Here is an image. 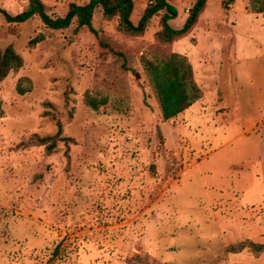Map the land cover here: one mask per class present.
Returning <instances> with one entry per match:
<instances>
[{
	"label": "rangeland",
	"instance_id": "rangeland-1",
	"mask_svg": "<svg viewBox=\"0 0 264 264\" xmlns=\"http://www.w3.org/2000/svg\"><path fill=\"white\" fill-rule=\"evenodd\" d=\"M41 1L56 17L90 0ZM134 1L137 24L148 1ZM170 1L181 27L195 0ZM208 3L218 20L173 42L157 36L161 15L130 35L102 8L96 33L0 14V54L23 58L0 81V264H264L250 246L230 250L264 244V12L236 0L260 16L239 12L237 29L223 13L234 0ZM28 6L0 0L13 15ZM171 51L204 95L165 120L144 64ZM59 123L48 151L39 138Z\"/></svg>",
	"mask_w": 264,
	"mask_h": 264
},
{
	"label": "trees",
	"instance_id": "trees-1",
	"mask_svg": "<svg viewBox=\"0 0 264 264\" xmlns=\"http://www.w3.org/2000/svg\"><path fill=\"white\" fill-rule=\"evenodd\" d=\"M147 1V7L137 24L131 19L135 7L134 0H90L84 4L71 3L64 16L56 17L47 12L46 5L41 0H29L28 8L15 15L3 7H0V14H3L9 22L17 23L25 22L38 15L45 24L53 29L68 28L77 22V29L88 28L96 33L97 30L94 28L92 20L96 9L102 8L106 18L119 16V29L130 35L144 33L152 17L161 15L162 30L157 33V36L161 41L173 42L187 36L196 26L208 0H195L181 27H174L171 24V20L177 18L179 10L170 0ZM252 4L255 12H264V0H252ZM144 65L165 120L175 117L203 97V89L195 78L193 64L187 55L173 51L162 53L156 60H146ZM22 66V56L12 46H9L4 53L0 54V81L6 78L11 71H17ZM18 89L20 93H25L23 87L19 86ZM88 102L95 109L99 106V103L94 99L90 98ZM3 112L4 109L0 102V117ZM61 130L62 126L59 123L58 133L54 136L39 138V143L45 144L48 151H53L60 139ZM248 246L252 247L255 252H264L263 243H247V241L232 245L230 250L240 252Z\"/></svg>",
	"mask_w": 264,
	"mask_h": 264
},
{
	"label": "crops",
	"instance_id": "crops-1",
	"mask_svg": "<svg viewBox=\"0 0 264 264\" xmlns=\"http://www.w3.org/2000/svg\"><path fill=\"white\" fill-rule=\"evenodd\" d=\"M234 5H233V7L232 6H229L228 5V7H231V8H228L227 10H226V12H224L223 10V13H225V15H227V16H229V17H231V18H235V19H237V21H238V26H237V29H240L241 27H243V25H245L246 24V22L247 21H243L241 18H239L236 14H239V12L241 13V14H244L245 16H246V18L247 19H249L250 17L252 18V17H256V18H259L260 16H258V14H256V13H253V12H249V11H247V9H246V7L245 8H242V9H235V5H236V0H234V3H233ZM232 5V4H231ZM245 5H246V3H245ZM209 3H208V1H207V6H206V8H205V10H204V12L202 13V15H201V17H200V20L203 18V17H206V15L208 14V16H209V20H212V21H215V20H218V19H216V17H215V15H213L212 13V11L209 9ZM220 11H221V7L219 8V13H217V17L218 16H220ZM261 17H264V14H262L261 15ZM254 24H258L257 22L256 23H254ZM245 57H243V59H244ZM242 59V60H243ZM246 59H249L248 57H246ZM177 116V115H176Z\"/></svg>",
	"mask_w": 264,
	"mask_h": 264
}]
</instances>
